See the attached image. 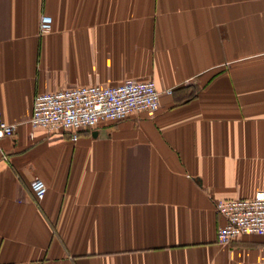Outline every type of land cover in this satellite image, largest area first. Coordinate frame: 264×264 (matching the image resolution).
<instances>
[{
	"label": "crops",
	"instance_id": "0c3cea01",
	"mask_svg": "<svg viewBox=\"0 0 264 264\" xmlns=\"http://www.w3.org/2000/svg\"><path fill=\"white\" fill-rule=\"evenodd\" d=\"M126 80L157 111L29 125L37 95ZM0 117V264H264L215 210L264 192V0H0Z\"/></svg>",
	"mask_w": 264,
	"mask_h": 264
},
{
	"label": "built area",
	"instance_id": "2783aa9c",
	"mask_svg": "<svg viewBox=\"0 0 264 264\" xmlns=\"http://www.w3.org/2000/svg\"><path fill=\"white\" fill-rule=\"evenodd\" d=\"M50 30L51 20L42 17L40 33ZM159 98L153 81L139 80L44 93L34 98L29 125L32 130L69 132L75 142L81 130L121 122L143 111H157ZM16 129L17 125L5 123L0 117V140L11 138ZM30 188L37 201L43 199L46 187L41 180H33ZM215 210L224 220V225L217 230L218 245L228 246L240 236L264 237V192L256 193L250 200L218 201Z\"/></svg>",
	"mask_w": 264,
	"mask_h": 264
}]
</instances>
